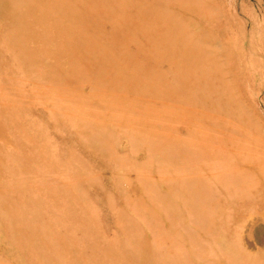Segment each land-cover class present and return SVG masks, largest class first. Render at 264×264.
<instances>
[{"label": "rangeland", "instance_id": "1", "mask_svg": "<svg viewBox=\"0 0 264 264\" xmlns=\"http://www.w3.org/2000/svg\"><path fill=\"white\" fill-rule=\"evenodd\" d=\"M0 264H264V0H0Z\"/></svg>", "mask_w": 264, "mask_h": 264}]
</instances>
